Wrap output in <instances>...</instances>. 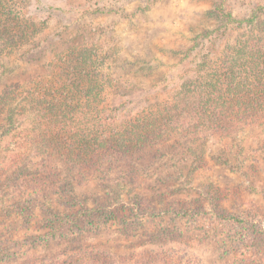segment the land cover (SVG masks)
<instances>
[{
  "label": "rangeland",
  "instance_id": "1",
  "mask_svg": "<svg viewBox=\"0 0 264 264\" xmlns=\"http://www.w3.org/2000/svg\"><path fill=\"white\" fill-rule=\"evenodd\" d=\"M218 4L236 19H264V0H15L40 31L0 54V264L62 252L76 264H264V125L80 164L39 153L38 89L70 67L73 51L103 85L96 123L92 84L81 77L84 130L118 127L172 101L197 63L244 30L225 25ZM51 168H66L70 181L52 185Z\"/></svg>",
  "mask_w": 264,
  "mask_h": 264
},
{
  "label": "trees",
  "instance_id": "2",
  "mask_svg": "<svg viewBox=\"0 0 264 264\" xmlns=\"http://www.w3.org/2000/svg\"><path fill=\"white\" fill-rule=\"evenodd\" d=\"M14 8L15 0H0L2 55L21 49L40 31L35 23L20 18ZM95 10L102 12L101 8ZM215 14L225 25L236 22L244 30L226 45L219 57L211 59L210 55H206L197 63L199 74L184 81L172 101L160 104L156 110L151 109L145 114L123 120L118 127L110 123L102 131L84 130L85 121L78 118V115L87 112L82 99L77 98L85 89L81 77L92 84L89 90L94 101L93 120L96 123H100L98 103L103 85L99 70L95 68L94 74L85 72V57L74 62L73 51L69 57L70 67L46 76L38 89L42 122L46 128L39 141V153L57 155L58 159L80 164L82 161H92V158L102 160L103 155L110 154L136 157L178 135H196L195 138L209 133L227 135L244 127L264 125V19L255 21L253 18V21L247 22L245 19H236L222 4L217 5ZM66 90L72 91L73 103L67 100ZM9 96L10 92L2 100ZM65 169L46 170L47 179L52 185L70 181L66 177L70 173ZM91 209L99 211L98 208ZM72 216L73 213H69L67 220L74 224ZM6 252V248L0 247V259L6 258ZM61 256L65 259L49 261L39 257L25 259L24 264L77 262L68 253L62 252Z\"/></svg>",
  "mask_w": 264,
  "mask_h": 264
}]
</instances>
